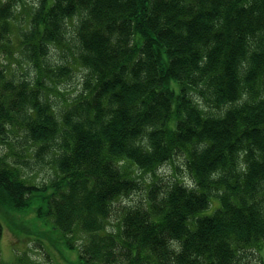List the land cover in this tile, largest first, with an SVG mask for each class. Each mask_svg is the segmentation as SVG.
Instances as JSON below:
<instances>
[{
  "label": "trees",
  "instance_id": "16d2710c",
  "mask_svg": "<svg viewBox=\"0 0 264 264\" xmlns=\"http://www.w3.org/2000/svg\"><path fill=\"white\" fill-rule=\"evenodd\" d=\"M17 19L34 73L0 67V215L36 213L81 264H264V0H0L3 47ZM179 157L193 184L155 174L123 202L144 188L129 164Z\"/></svg>",
  "mask_w": 264,
  "mask_h": 264
},
{
  "label": "rangeland",
  "instance_id": "374dc122",
  "mask_svg": "<svg viewBox=\"0 0 264 264\" xmlns=\"http://www.w3.org/2000/svg\"><path fill=\"white\" fill-rule=\"evenodd\" d=\"M22 15H25V11L21 12V16ZM17 16H19V14H17ZM20 21V19L14 21L15 29L11 34L12 41H9L6 47H3L4 44H0V67L4 68L5 65L9 70L13 69L18 77H28L34 73V67L32 65H27V63L21 59L18 52L17 30L19 27L23 26V23H20ZM54 60H60L59 51L57 52V50L54 53ZM82 78L83 70L77 68L70 76L61 79L57 84V87L61 93L75 95L81 88ZM50 96L56 102L62 101V95L59 92H50ZM13 139V136H9L3 140L0 139V154L6 152L12 153L7 140ZM20 143H22V140H20ZM18 145V142H15L13 149ZM129 167L139 176V178L144 180V188L130 198H124L123 202L138 201L144 197L149 182L152 181L153 178H156L155 174H159V176L165 181L172 179V176H177L182 178L184 182L193 184V181L183 163L182 157L176 158L175 161L168 162L158 167L155 173L141 171L134 164H129ZM177 167H179L180 170H177ZM24 169L26 175L29 177H35L33 179L36 181H41L42 179H47L49 177L50 174L48 173L50 172L51 167L45 164L40 167H26ZM218 204V201L213 199L210 208L203 213H212ZM0 220L4 225L3 237L0 242V257L3 261L12 262L15 260L16 256L26 254L32 264H81L79 262L80 256L78 248H69L64 244L60 232L58 230H52L50 224L45 223L43 219L37 218L36 213H4V215H0ZM37 226L40 230L47 231V234L51 236L52 240L43 237L45 240V248L52 251L55 256L58 254L56 258L54 256L49 259L47 251L37 245L32 239L33 237L38 236V231H35L34 229ZM52 242L57 248L53 246ZM262 256L264 260V247L262 248Z\"/></svg>",
  "mask_w": 264,
  "mask_h": 264
}]
</instances>
